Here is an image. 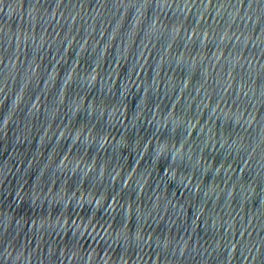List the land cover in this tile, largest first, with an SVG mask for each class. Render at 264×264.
<instances>
[{"label":"water","instance_id":"obj_1","mask_svg":"<svg viewBox=\"0 0 264 264\" xmlns=\"http://www.w3.org/2000/svg\"><path fill=\"white\" fill-rule=\"evenodd\" d=\"M0 264H264V0H0Z\"/></svg>","mask_w":264,"mask_h":264}]
</instances>
